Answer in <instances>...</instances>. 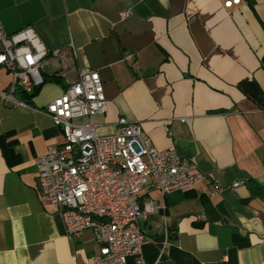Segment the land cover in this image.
<instances>
[{
    "label": "crops",
    "instance_id": "0c3cea01",
    "mask_svg": "<svg viewBox=\"0 0 264 264\" xmlns=\"http://www.w3.org/2000/svg\"><path fill=\"white\" fill-rule=\"evenodd\" d=\"M0 16L7 32L33 26L52 51L49 80L19 96L28 105L0 106V264H90L99 248L90 229L66 232L36 166L64 141L46 105L86 68L108 101L98 133L140 122L157 148L175 144L220 184L148 186L160 209L142 221L147 264H264V0H0Z\"/></svg>",
    "mask_w": 264,
    "mask_h": 264
},
{
    "label": "built area",
    "instance_id": "2783aa9c",
    "mask_svg": "<svg viewBox=\"0 0 264 264\" xmlns=\"http://www.w3.org/2000/svg\"><path fill=\"white\" fill-rule=\"evenodd\" d=\"M222 1L228 8L242 2ZM51 52L33 26L7 32L0 16V68L11 75L0 90V106L28 105L17 95L32 94L45 83L42 69ZM125 58L131 63L135 53L127 52ZM45 110L64 141L37 157L39 188L61 215L68 234L93 231L99 248L90 254V264H130V258L134 264H147L142 221L160 209L156 202L144 200L148 186L166 194L207 180L220 189L214 173L196 169L175 144L157 148L140 122L121 117L114 132L98 133L93 117L108 110L98 70H81L78 80ZM84 118L88 122H77Z\"/></svg>",
    "mask_w": 264,
    "mask_h": 264
},
{
    "label": "trees",
    "instance_id": "16d2710c",
    "mask_svg": "<svg viewBox=\"0 0 264 264\" xmlns=\"http://www.w3.org/2000/svg\"><path fill=\"white\" fill-rule=\"evenodd\" d=\"M53 80H56V81H59V79H57L56 77H53L52 78ZM49 79L47 78V79H45V81H48ZM39 89V88H38ZM34 95V93L33 94H23V96L24 97H28V98H30V97H32Z\"/></svg>",
    "mask_w": 264,
    "mask_h": 264
},
{
    "label": "rangeland",
    "instance_id": "374dc122",
    "mask_svg": "<svg viewBox=\"0 0 264 264\" xmlns=\"http://www.w3.org/2000/svg\"><path fill=\"white\" fill-rule=\"evenodd\" d=\"M7 79H8V76H7L6 73H4V74H2V75L0 76V81H1V80L5 81V80H7ZM17 96L19 97V95H17Z\"/></svg>",
    "mask_w": 264,
    "mask_h": 264
}]
</instances>
